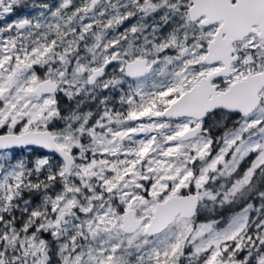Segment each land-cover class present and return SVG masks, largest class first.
<instances>
[{"label": "snow or ice", "instance_id": "1", "mask_svg": "<svg viewBox=\"0 0 264 264\" xmlns=\"http://www.w3.org/2000/svg\"><path fill=\"white\" fill-rule=\"evenodd\" d=\"M0 264H264V0H0Z\"/></svg>", "mask_w": 264, "mask_h": 264}]
</instances>
